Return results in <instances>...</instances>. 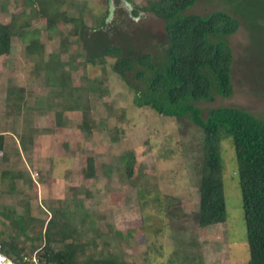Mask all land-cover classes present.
I'll return each mask as SVG.
<instances>
[{"label":"rangeland","instance_id":"374dc122","mask_svg":"<svg viewBox=\"0 0 264 264\" xmlns=\"http://www.w3.org/2000/svg\"><path fill=\"white\" fill-rule=\"evenodd\" d=\"M31 1L0 0V24L16 17L30 21L27 35L15 37L11 53L0 56V134L5 135L0 152V240L16 234L5 215L35 219L27 230L34 236L62 212L80 230L88 254H115L124 264H248L231 140L222 142L228 220L200 228L202 130L189 119L138 108L133 91L111 69L114 59H107L106 70L87 65L85 44L74 35V25L61 20L49 30L46 19L32 18ZM147 2L64 0V9L70 16L84 17L91 27L110 10L107 23L116 31L115 42L161 60L168 35L162 18L141 12ZM217 11L242 23L234 35L210 37L233 51L235 91L230 98L198 106L204 116L215 108L234 107L264 120V0H199L188 13ZM32 37L44 46L42 55L28 52ZM62 74L70 75L85 96L92 83L96 87L82 111L65 107L63 89L56 82ZM20 88L23 100L15 102L9 91ZM85 120L91 125L89 133L82 131ZM131 152L137 164L129 180L124 165ZM90 157L96 176L88 180L83 169ZM23 238V245L30 246ZM30 254L22 252L26 264H46Z\"/></svg>","mask_w":264,"mask_h":264},{"label":"trees","instance_id":"16d2710c","mask_svg":"<svg viewBox=\"0 0 264 264\" xmlns=\"http://www.w3.org/2000/svg\"><path fill=\"white\" fill-rule=\"evenodd\" d=\"M198 1L148 0L142 7L141 12L152 13L164 20L168 43L161 60L151 53H136L131 46L126 48L115 42L116 31L107 23L110 10L108 16L98 19L95 27L89 26L82 16H70L64 9V0H32L31 11L32 18L46 19L49 30L56 28L61 20L72 23L74 35L84 41L87 65L101 66L106 70L107 59H114L111 69L133 91V101L138 108H150L163 117L189 119L202 130L204 140L197 214L200 228L224 224L228 220L222 142L231 140L238 163L250 249L248 264H264V120L234 107L215 108L204 116L198 106L202 102H214L217 97L233 96V51L228 44L213 42L210 37L234 35L242 23L223 11L208 15L188 13ZM29 26V20L17 17L9 24H0V56L11 53L14 38L27 35ZM43 49L40 40L32 37L28 52L42 55ZM56 82L63 89L65 107L71 111H82L86 98L97 90L92 83L85 96L82 89L72 84L71 76L65 74ZM21 91L22 88L10 89L9 97L15 98V102L21 101ZM58 124L65 126L60 121ZM91 130L89 120H85L82 131L89 133ZM4 145L5 135L0 134V152H3ZM136 164V154L129 153L124 165L127 179L134 177ZM83 176L88 180L95 178L94 158L87 159ZM67 215L56 213L46 225L45 232L34 236H30L27 230L35 219L5 215L16 234L0 240V252L16 264H26L22 256L26 251L37 254L40 262L46 264H124L115 254H88L80 230ZM21 237L25 242L29 241L30 246L23 245Z\"/></svg>","mask_w":264,"mask_h":264},{"label":"water","instance_id":"95a60500","mask_svg":"<svg viewBox=\"0 0 264 264\" xmlns=\"http://www.w3.org/2000/svg\"><path fill=\"white\" fill-rule=\"evenodd\" d=\"M0 264H16V263L0 252Z\"/></svg>","mask_w":264,"mask_h":264},{"label":"built area","instance_id":"2783aa9c","mask_svg":"<svg viewBox=\"0 0 264 264\" xmlns=\"http://www.w3.org/2000/svg\"><path fill=\"white\" fill-rule=\"evenodd\" d=\"M36 261H37V259L36 258H34ZM38 262H40V260L38 259ZM41 263V262H40Z\"/></svg>","mask_w":264,"mask_h":264}]
</instances>
